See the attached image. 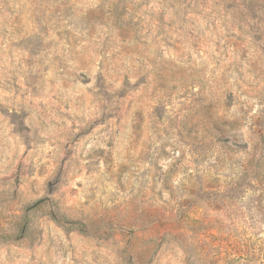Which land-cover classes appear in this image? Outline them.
Listing matches in <instances>:
<instances>
[{"label":"rangeland","instance_id":"1","mask_svg":"<svg viewBox=\"0 0 264 264\" xmlns=\"http://www.w3.org/2000/svg\"><path fill=\"white\" fill-rule=\"evenodd\" d=\"M0 264H264V0H0Z\"/></svg>","mask_w":264,"mask_h":264}]
</instances>
